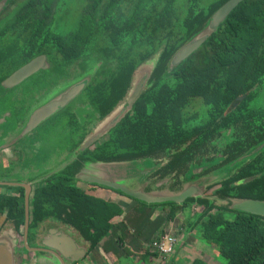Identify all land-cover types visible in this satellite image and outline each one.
Returning a JSON list of instances; mask_svg holds the SVG:
<instances>
[{
  "label": "trees",
  "instance_id": "1",
  "mask_svg": "<svg viewBox=\"0 0 264 264\" xmlns=\"http://www.w3.org/2000/svg\"><path fill=\"white\" fill-rule=\"evenodd\" d=\"M226 1L82 0L76 22L69 23L63 21L72 16L64 0H20L2 17L0 37L28 39V47L26 41L24 46L11 44L17 47L19 61L32 53L50 54L53 67L61 69L60 84L92 71L80 98L86 96L105 113L126 97L135 68L154 57L151 81L132 111L111 128L109 151L96 154L97 160H142L152 168L147 178H167L171 186L178 180L182 187L203 174L193 169L208 163L204 149L213 148L217 154L226 145L222 131L244 122L225 149L227 159L233 160L207 175L211 177L203 176L205 190L220 184L211 194L189 197L182 204L134 199L138 204L127 209L87 194L67 179L35 191L31 227L54 210L64 211L63 220L91 250L106 237L103 250L120 261L154 264L159 254L150 243L167 232L179 212L191 213V207L199 204L202 211L186 218L188 230L195 229L196 237L216 250L224 264H264V216L232 208L242 198L264 200V103H253L254 87L264 82V0H242L193 53L170 66L172 56L206 28ZM11 55L5 46L0 63L6 66ZM70 67L75 72L67 70ZM4 77L0 74V82ZM241 95L246 96L232 108ZM29 111L14 115L9 128L16 130ZM162 205L170 208L156 213ZM5 210L19 230L24 202L0 194V212ZM226 212L234 217L227 218ZM117 216L123 219L115 222ZM203 256L191 263L210 264V256Z\"/></svg>",
  "mask_w": 264,
  "mask_h": 264
},
{
  "label": "flooded vegetation",
  "instance_id": "2",
  "mask_svg": "<svg viewBox=\"0 0 264 264\" xmlns=\"http://www.w3.org/2000/svg\"><path fill=\"white\" fill-rule=\"evenodd\" d=\"M17 1L14 2V4H10V5L8 3L4 7L5 10L0 15V18L1 16L5 17V15L7 14V10L15 8ZM3 19L4 18H1L0 22H3L4 24L5 20ZM13 38H16V41ZM27 41L28 39L24 40V37L19 39L16 36H12L8 34L0 37V51H2L3 48L6 46L12 53V55L8 59L6 66L5 64L0 63V67L2 68L0 69V74L5 73V77L0 82V111H1L0 112V182H6V183L0 184V194L20 197L21 200L24 202V215H25L26 188L24 185L30 184L31 186V190L29 194V210H30V203L32 199L34 198L35 191L38 188L45 187L49 183L61 182L63 180L66 181L67 179H69V181L72 183H74V181L77 182L74 185L82 189L87 194H91V195L98 196V197H100L99 195L104 194L105 197H102V198L106 200H111V201H115L114 196L119 195L129 200L130 203H134L133 205L129 206L127 209L135 207L138 203L134 199H137V198L127 195L123 193L122 191L120 192V190H117V189H113V188H110V187H107V186H104L98 183L88 182V181L79 179L78 174L85 171V172L92 173L98 176H103L106 178L110 177L116 180H118V178H120V176L122 175L127 176L126 165L120 164L119 161H102V160H97L94 158L95 155L100 152L109 151V146H108L110 144L109 143V138H110L109 132L112 127L109 128L107 131H104L103 133H101L99 137L95 139L92 143H90L87 147H83V145L86 142V140L91 137V135H93L95 132L99 131L100 129L104 128L103 127L104 123L109 119L110 115L116 110V108H118V106L120 107V105L122 104H127L129 92H131L136 82L143 75L144 77H146V79H145V86L142 92L145 90L146 85L152 79L151 72L153 70L154 57L151 58L150 60H146L145 62H142L135 68L133 72V76H132V82H131V85L129 87V91L126 97L123 100H121L119 105L115 107L112 111L105 113L104 108L101 107L100 109V107H97L94 103H91L88 99L86 100L85 99L86 96L85 98L84 97L80 98V95L84 93V90L86 88L85 87L81 91V93L76 96L74 100H72L70 103H68L63 108H60L59 110L54 112L51 116L41 121V123H39L31 131H29L22 137H19L18 130L20 129L21 125H18L16 130H11L12 127L9 128L10 125L12 126L11 119H13V116L14 115L17 116L21 114V112L22 113L27 112L28 109L31 110L34 106H38L42 104L44 102L43 99L48 97L51 94L53 89L55 90L56 87H59L62 85V83L61 84L59 83L62 80L60 76L61 69L53 67L50 54L45 53V52H40L36 54L32 53L33 55L31 54L30 56H28L27 54L28 57H26L24 61L23 60L19 61V59L16 58L17 55L19 56V53L16 50L17 47L12 46L11 44L18 43L20 46L21 45L24 46V42H25L26 47H28L29 43ZM43 55L45 56V63L43 64V66H41L40 68L35 70L33 73L28 75L21 82L15 85L3 84V81L6 78L10 77L13 73H15V71L19 69L21 66L31 61L32 59L38 56H43ZM147 64H150L149 67L143 71V68H142L144 67L143 65H147ZM67 70L75 72V67H70V69H67ZM262 84H264V82ZM259 85L260 84H257L253 89L254 91H256L257 96L259 93L257 92L256 89ZM47 91H49V93H47ZM245 96L246 95L239 96L237 101L233 103L232 108H238L240 101L243 100ZM256 98L253 101V103L255 104H257ZM73 103H75L74 106H72ZM132 108H130L127 112L130 113L132 111ZM44 122H47L46 125H49L51 128V130L48 131V133L49 132L54 133L55 136L58 138L64 137L65 139H67L66 145H65V147L68 148L67 151L75 150L77 155L70 162H68L65 166H62L60 169L54 170L47 174H41V175L36 174L30 177L24 174V172L27 169H34L35 167H36L35 169L38 170L41 164L37 166L38 162L36 161V158L37 156L40 155V153L43 152V149L40 150V153L38 155L39 142L35 143L34 141L37 140L36 137L34 138L32 136H29V134L33 130H35L38 126L43 124ZM243 123H244L243 121H240L236 124H231L229 127H227L226 129L222 131V134L224 133L226 145L224 147H221V150L217 154L212 153L214 150L212 147H211L212 148L211 150H209L208 148L204 149V150H207V151H204V156H205L204 158H208V163L206 164L201 163L198 167H195L193 169V172L203 173V174H201V176L198 177L196 180L189 181L190 183H196L199 186L204 185L206 181L203 176H205V178L211 177L207 175L211 174V172L213 173L217 171L218 169L224 167L225 165L228 164L229 161L233 160V159L232 160L227 159L229 153H225V149L228 143L232 139H234L236 131L238 134V129L240 130V126ZM46 128H49V127H46ZM45 133L46 132H44V134ZM256 148L247 152L246 155L258 151L256 150ZM27 150L29 153L31 152L30 153L31 157L34 160L33 164H29V165L26 164V162H28L29 159H31V157H28L26 160H24V157H26L25 151L27 152ZM23 161L25 162L21 166V162ZM136 162L144 163V161L142 160H136ZM110 163H119V164H110ZM145 164L147 165L150 163L147 162ZM129 168L131 169L130 173L134 172V173L140 174L142 166L140 165L136 166V164L133 163ZM145 168L147 170L152 169L150 168V166H147ZM152 175H156V174L153 173ZM146 179H147V184L145 183L146 184L145 189L147 191H160L162 193H173V194L177 193L178 194L184 189L183 187L185 186L184 184L182 187H178L180 185L178 183V180H176L173 183V186H171V183L168 184L169 182L167 178H163L158 181H156L155 178L154 180L152 178H146ZM79 180H82L80 182L84 181L85 186H80L78 184L80 183L78 182ZM248 180H250V178L245 179L244 181H248ZM140 184L142 183L140 182ZM219 185L220 184L217 183V184L209 186L207 190L203 192V194H211L212 192H214L215 188L219 187ZM16 187H20L21 189H16ZM95 192H97V194ZM104 192L107 193L108 195L105 194ZM110 196L112 198H107ZM242 199H246V198H242ZM253 199H256V198H253ZM137 200H140V199H137ZM260 200H263V199H260ZM164 202H169V201H164ZM164 202H160V203H164ZM171 202H174V201H171ZM175 203H178V202H175ZM182 203H179V204H182ZM200 206L203 209V206L202 205ZM162 207H166V209H169L170 205H164V206L162 205ZM202 209L197 212H193L191 210V213H199L202 211ZM54 211L55 212L53 214H50L47 218L42 219L41 222L37 223L33 227H31L30 225L31 223V211H30L29 228L27 231V236L25 235L26 234L25 233V218H24L23 226L19 230H15L13 222L7 218V211L5 210L3 212H0V217L2 218L1 224H3V226H0V231L3 229L1 227H4V228L11 227L16 232V234L20 236V240L18 239L16 240H17V246H19L18 254L19 255H22L21 253L24 254V256L22 255L23 258L21 262L24 261L26 258L29 259L30 255L32 257V254L35 256L36 260H39V261L40 260L42 261L45 258L54 257L56 261L59 262L57 256L53 254L52 252L53 248L50 247V244L57 245L58 244V243L56 244L57 240L62 239L66 241L65 239L67 238H72L73 240H75L76 246L77 245L78 246H88L84 255L72 263L85 264L86 259L88 258L89 254H92V253L100 254L101 252L102 253L105 252L102 246L104 245L106 237H103L101 241H99V243L96 245L93 251L91 250V245L89 243L87 244V241H85L83 237L79 235L76 229L71 227L69 223L63 220L66 217V213L64 211H59V210H54ZM179 213H184L185 218H187L189 216L190 211L189 212L182 211ZM122 219H123V216H117L114 218V221L118 222V221H121ZM183 224L185 225V223ZM188 229L189 227H187L185 230L182 229L180 232V236L176 235L177 242L179 241V237H183V235L185 234L184 232H186ZM193 230L195 229H191V232ZM74 232H76L78 236L74 234ZM167 232L169 231L167 230ZM170 232L175 233L174 231H170ZM77 237L79 239H77ZM44 241H49L50 244L47 245L45 244ZM26 246L42 248V249L41 250H29L26 248ZM150 248L155 249L152 246H150ZM54 251L59 254L61 253L57 249H54ZM26 254H28V256H26ZM73 255H74L73 253L70 254V256H73ZM136 258L137 256L135 257V259ZM167 258H164L163 261H160V264H167L168 262ZM65 261L67 263L69 262L68 259H65Z\"/></svg>",
  "mask_w": 264,
  "mask_h": 264
},
{
  "label": "water",
  "instance_id": "3",
  "mask_svg": "<svg viewBox=\"0 0 264 264\" xmlns=\"http://www.w3.org/2000/svg\"><path fill=\"white\" fill-rule=\"evenodd\" d=\"M20 1V0H19ZM17 1V3L19 2ZM242 0H227L223 3L212 15L208 25L205 29H203L200 33L194 36L191 40H189L186 44H184L173 56L170 66L173 67L179 64L182 60L187 58L192 52H194L209 36L210 34L217 29L219 24L224 21L226 16L241 2ZM8 0L0 1V15L5 10L4 7L9 3ZM16 3V5H17ZM11 9L7 10L10 11ZM2 18V16H1ZM0 18V19H1ZM45 63V56H38L31 61L27 62L19 69L15 71L10 77L6 78L3 81L5 85H15L25 79L28 75L33 73L35 70L43 66ZM92 71L84 73L82 76L75 78L74 80L69 81L68 83H63L61 86L56 87V89L52 90L51 94L46 97L44 102L38 106H34L26 115L24 122L21 124L20 129L18 130V136L22 137L33 128H35L41 121L51 116L54 112L63 108L68 103L76 98L77 95L81 93V91L88 85L92 78ZM146 77L141 76V78L136 82L135 86L129 92L127 104H122L120 107L116 108V110L110 115L109 119L104 123L103 129L95 132L91 135L90 138L86 140L83 147H87L90 143H92L95 139L99 137L101 133L107 131L109 128L113 127L132 107L135 100L141 94L144 86H145ZM263 145H260L256 148L259 150ZM120 164L126 165V174L131 172L129 168L134 162H119ZM119 163H110V164H119ZM150 170H147L145 167H142L139 177L141 178V183L137 187H129L116 179H112L110 177L106 178L103 176H98L88 172H81L78 174L79 179L84 181L98 183L113 189H117L122 191L123 193L135 197L137 199L143 200L148 203H160L164 201H174L178 203H182L187 197L190 196H199L202 195L205 191L204 185H197L196 183H186L183 187L184 189L177 193H162L160 191H147V175ZM6 182H0V184ZM146 183V184H145ZM9 184V183H7ZM141 185V186H140ZM26 188L25 193V235L27 236V231L29 228V194L31 190L30 184L24 185ZM157 188V187H155ZM232 208L250 212L253 214H258L264 216V200L246 198L239 199L233 202ZM64 240H57V245H51L49 241H44L45 244H50L52 247V252L58 258V261L54 257L45 258L44 260H35V264H70L75 260L81 258L87 250V246H76L75 240L72 238H67ZM27 244V243H26ZM28 245V244H27ZM75 245V246H74ZM29 250H41L42 248H36L31 246H26ZM54 249L59 250L61 253H56ZM45 250V249H44ZM17 245L16 240L13 234V229L10 228L8 230H3L0 232V264H18L17 263ZM74 254L70 256V254ZM65 259H68L67 263Z\"/></svg>",
  "mask_w": 264,
  "mask_h": 264
},
{
  "label": "rangeland",
  "instance_id": "4",
  "mask_svg": "<svg viewBox=\"0 0 264 264\" xmlns=\"http://www.w3.org/2000/svg\"><path fill=\"white\" fill-rule=\"evenodd\" d=\"M8 1H10L9 2V5H10V4H14V2H16L17 0H8ZM64 1L67 2V8L69 9L72 16L71 17L67 16L65 19H63V21L68 20L69 23H72L76 20L75 15L81 10L82 0H64ZM2 25H3V22H0V28ZM149 65L150 64L143 65L144 66V67H142L143 71L146 70L149 67ZM256 90L259 93L257 98H256V103L257 104L264 103V84H260ZM74 105H75V103L72 104V106H74ZM46 124H47V122H44L43 124L38 126L35 130H33L29 134V136H32L34 138L36 137L37 140L34 141L35 143L39 142V144H38L39 145L38 146V149H39L38 155L40 153V150L43 149V152L40 153V155L37 156V158H36V161L38 162L37 166L39 164H41L39 166L38 170H36L35 169L36 167H35L34 169H27L24 172V174H26L30 177L34 176L36 174H40V175L41 174H47V173H50L54 170L60 169L62 166H65L68 162H70L77 155L75 150L74 151H67L68 148L65 147L67 139H65L64 137L58 138L55 136L54 133H50V132L48 133V131H50L51 128L49 125H46ZM45 126L49 127V128H46ZM44 132H46V133L44 134ZM32 137H30V138H32ZM30 153L28 152V150H27V152L25 151L26 157H24V160H26L28 157H31ZM24 162L25 161L21 162V166ZM33 163H34V160L32 157H31V159H29L28 162H26V164H28V165L33 164ZM135 164H136V166L140 165L142 167H147V165L143 162H136ZM118 180L122 184L129 186V187H133V188L137 187L140 184V182L142 181L141 178L139 177V173H134V172L130 173L128 176L122 175V176H120V178H118ZM80 181H82V180H79L78 182H80ZM75 183H77V182L74 181L73 184H75ZM78 184L80 186H85L84 181L80 182ZM105 194H107V193H105ZM115 202H117V201H115ZM118 204H121V203H118ZM191 209L193 212H197V211L201 210L202 207L198 204H194L191 207ZM164 210H167L166 207H159L158 212H156V213L163 212ZM226 216H227V218L232 219L234 217V214L226 212ZM186 221L187 220L185 218L184 213H179L176 220L169 224V226L172 225V227L168 231H174L177 236H180L181 228L183 226L182 222L187 223ZM13 234H14L15 240L16 239L20 240V236H18L14 230H13ZM74 234H76V232H74ZM77 239H79V238L77 237ZM16 245H17V240H16ZM17 248H19V246H17ZM21 254L24 256L23 253H21ZM95 254H93V253L89 254L88 258L86 259L85 264H127L125 261L124 262L120 261L115 255L113 256V255L106 253V252H103V253L101 252L100 254L95 253ZM22 255H19L18 251H17V263L18 264H35L36 258L33 254H32V257L30 255L29 259L28 258L25 259V260L28 259L27 261L24 260L21 262V260L23 258ZM26 256H28V254H26ZM209 256H210V258L208 259V261L210 264H218V263L224 264L225 263V259L223 257H221L220 255H217L216 250L214 251L213 249H211ZM137 257H138V255H137ZM215 260L217 261V263L215 262ZM186 264H191V263L187 262Z\"/></svg>",
  "mask_w": 264,
  "mask_h": 264
},
{
  "label": "crops",
  "instance_id": "5",
  "mask_svg": "<svg viewBox=\"0 0 264 264\" xmlns=\"http://www.w3.org/2000/svg\"><path fill=\"white\" fill-rule=\"evenodd\" d=\"M95 193L97 194V192ZM99 196L105 197L104 194H101ZM107 198H112V197L110 196ZM114 200L117 201L118 203H121L122 206L125 208L134 204V203H130L129 200L119 195H115ZM1 223H2V218L0 217V226H3V224ZM183 223L184 222H182V224ZM187 225H188L187 223H185V225L183 224L184 227L182 226L181 230L182 229L185 230L187 228ZM171 227L172 225L169 226L167 230L171 229ZM1 228H3L1 230L3 231V230H8L11 227H5V228L1 227ZM184 233L185 234L183 235V237H179V241L177 242L175 247V252L167 258L168 259L167 264H186L187 262L191 263L192 260H194L195 258L204 257L203 254L209 255L210 250L213 249L211 246L207 245L206 243H204L203 241L199 240L196 237L195 230H193L192 232L191 230H187ZM163 259L164 258L159 255L158 258H156V260L154 261V264H160V261H163Z\"/></svg>",
  "mask_w": 264,
  "mask_h": 264
},
{
  "label": "built area",
  "instance_id": "6",
  "mask_svg": "<svg viewBox=\"0 0 264 264\" xmlns=\"http://www.w3.org/2000/svg\"><path fill=\"white\" fill-rule=\"evenodd\" d=\"M176 242V234L169 231L165 233L160 239H156L150 243V246L155 248L161 257L167 258L174 252Z\"/></svg>",
  "mask_w": 264,
  "mask_h": 264
}]
</instances>
